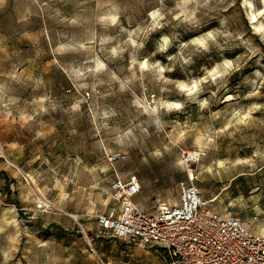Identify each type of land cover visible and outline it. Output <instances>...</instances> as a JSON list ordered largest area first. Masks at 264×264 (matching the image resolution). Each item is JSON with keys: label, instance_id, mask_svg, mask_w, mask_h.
I'll return each mask as SVG.
<instances>
[{"label": "rangeland", "instance_id": "374dc122", "mask_svg": "<svg viewBox=\"0 0 264 264\" xmlns=\"http://www.w3.org/2000/svg\"><path fill=\"white\" fill-rule=\"evenodd\" d=\"M131 176L264 232V0H0V264H164L95 234Z\"/></svg>", "mask_w": 264, "mask_h": 264}, {"label": "built area", "instance_id": "2783aa9c", "mask_svg": "<svg viewBox=\"0 0 264 264\" xmlns=\"http://www.w3.org/2000/svg\"><path fill=\"white\" fill-rule=\"evenodd\" d=\"M112 189L119 209L97 217V237L159 250L164 264H264V232L252 234L239 217L208 210L193 177L179 183L176 202L150 209L133 201L141 189L135 176L116 180ZM45 208L43 201L36 204L37 211Z\"/></svg>", "mask_w": 264, "mask_h": 264}, {"label": "bare ground", "instance_id": "6f19581e", "mask_svg": "<svg viewBox=\"0 0 264 264\" xmlns=\"http://www.w3.org/2000/svg\"><path fill=\"white\" fill-rule=\"evenodd\" d=\"M197 155L195 154V153H192V152H188L187 153V155H186V157H187V159L188 160H190V159H193V158H195ZM193 177V176H192ZM211 202H213V199H210L209 201H208V203H211ZM59 210H61V209H59ZM71 218H73L74 220H78V218H77V216L76 215H73V214H68Z\"/></svg>", "mask_w": 264, "mask_h": 264}, {"label": "crops", "instance_id": "0c3cea01", "mask_svg": "<svg viewBox=\"0 0 264 264\" xmlns=\"http://www.w3.org/2000/svg\"><path fill=\"white\" fill-rule=\"evenodd\" d=\"M114 239H115V238H114ZM115 240H118V241H123V240H119V239H115ZM124 242L132 243V244H134V245L138 246L136 243H134V242H131V241H124Z\"/></svg>", "mask_w": 264, "mask_h": 264}, {"label": "water", "instance_id": "95a60500", "mask_svg": "<svg viewBox=\"0 0 264 264\" xmlns=\"http://www.w3.org/2000/svg\"><path fill=\"white\" fill-rule=\"evenodd\" d=\"M80 226V225H79Z\"/></svg>", "mask_w": 264, "mask_h": 264}]
</instances>
